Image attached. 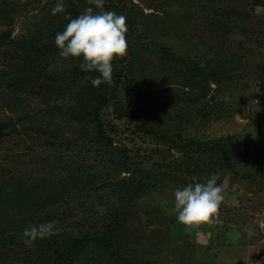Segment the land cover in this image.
Wrapping results in <instances>:
<instances>
[{
	"label": "rangeland",
	"instance_id": "374dc122",
	"mask_svg": "<svg viewBox=\"0 0 264 264\" xmlns=\"http://www.w3.org/2000/svg\"><path fill=\"white\" fill-rule=\"evenodd\" d=\"M186 1L196 7L195 10H191ZM26 2L28 3L25 4ZM31 2L33 4L30 6ZM133 2L142 5L146 13L151 12V7H155L157 12H160L159 14L168 16L173 19L172 21L178 17L182 19L183 26H180L178 30L167 31V34L158 35L155 39L152 38L154 34L144 28L143 36L147 45L151 47L150 50L153 48L158 52L165 49L175 55L184 53L188 56L187 61H196L200 67L210 59L213 48V44L210 49H208L210 44L207 45V48L204 47L203 42H209L211 35L204 30L203 21L205 22V20L203 18L210 21L219 18L220 23L225 24L228 17H231L232 22L226 23V26L217 23L219 35H223L225 38L230 34L229 39L234 43L228 52V55L232 54V59L223 63L226 70L225 76L221 78L222 81L219 85H210L209 88L201 87L205 94V100L194 102L197 89H191L183 83L184 77L193 80L194 74H188L187 69L177 62L168 61L163 64L157 54L141 52L144 54L143 56L148 55L141 59L143 66H146L145 70L148 75L159 81L165 69L169 74L163 86L173 88L169 100L176 111L168 114L166 111L164 117H162L163 113V115L160 113L155 115L156 108L151 107L143 111L140 114L141 118H150L156 121L155 131L149 135L138 132L133 125L127 124L131 130L126 129L127 125L123 121H112L113 124L115 123L114 129L118 130L114 132L109 130L106 135L113 142L111 149H125L126 152L122 151V155H118L120 158L118 157L116 160H121L120 164L126 160L125 167L128 169V173L122 174L118 179L85 186V190L82 191L85 193L78 196L79 199L72 193L63 194L59 185L51 184L62 183L59 182L61 179H58L59 176L55 174V171L57 167L61 169L68 166L70 151L65 143L73 141L75 134V127L72 125L75 120L71 122L68 116L64 117V109L53 110L54 104L68 99L67 89L59 87V81H56L57 83L51 81V85L46 89L40 87L37 81L28 82L25 85L21 80L8 82L7 86L0 84V132L4 135V138L0 140V153L5 151L8 146L7 141L14 138V134L22 132L30 139L32 146L36 148L35 152H39L37 155L41 159L36 162L38 165L33 163L35 159L32 161V156H26L28 158L24 159V148L22 144L19 146L20 158L15 162L21 168L13 169L21 174L19 175L21 185L27 189L26 185L29 184L31 189L30 192L25 190L24 194H20L17 199L15 206L19 210H16L18 214L16 211H11V224L14 223L16 227V222L20 217L23 221L30 218L29 223L35 219L33 221L35 225L46 220L55 221L61 236L68 235L75 238L100 232L106 224L95 222L97 218L91 213L99 205V201L93 202L94 196L99 195L98 199H101L105 195L104 187L115 188L129 176L135 181L137 190H139V184L148 181L153 190L143 185L146 188L143 193H139L132 206L133 221L128 226L146 225L150 220H153L156 223L150 227L155 228L156 232L154 233L168 236L167 227H170L184 234L183 238L172 237L169 242L157 239L156 236L146 247L139 244L130 246V250H136L137 257L142 258L148 248L149 255L154 253L152 261L158 259L160 264H264V172H261L264 170V103L262 101V104L260 103L258 93L263 90L260 86L263 85L264 79V0H259L258 3L254 0H149L145 2L134 0ZM7 3L8 5L4 7L5 20L9 17V22L0 26V32L9 30L12 37H24L29 35L27 29L32 28L33 24L38 21H41L42 24L47 23V21H43L45 12L42 11V8L47 3L52 4V0H7ZM244 7L248 10L247 13L250 14V17L256 20L253 23L254 29L243 30L244 28L240 27V29L233 31L231 29L228 32L226 29L233 26L234 14L241 12ZM195 13L199 16L193 19ZM133 33L136 38V40L133 38L134 43H137L142 34L138 35L137 31ZM193 63L195 64V62ZM72 64L71 58L65 60L59 55V52L49 56V59L44 61V77L52 74L57 77L69 70ZM40 74L42 75V72ZM225 78L227 81H224ZM86 84L85 80L83 83L78 82L77 90L86 89ZM163 86H161L162 89H164ZM261 98L264 101V95ZM90 106L91 104L88 102L81 103L79 107L75 106L77 108L75 117L84 122L83 125H86L87 120L85 119H89ZM131 107H137L136 102L133 101ZM258 107H261L260 111ZM44 110H50V112L45 114ZM152 115H155V118ZM106 118L113 120V117L107 116ZM11 123L17 124L13 131L8 128ZM22 125L24 128H19ZM177 133L178 136L181 134V142L177 139ZM227 135L231 136L233 142L240 144L243 149L236 157V164L228 155L222 156V158L231 166V169L234 166L240 167L236 169L238 180L241 181V175H245L246 179L243 183L246 187L240 193L235 194H229L227 189L224 190V194L228 197L224 198L219 213L214 218V223L200 225L206 231L208 228L214 227L212 234H207L200 229L196 230V226L188 228L177 221V214L174 210V192L185 186L178 187L173 177L174 175L179 177V174L183 173L186 176L184 178L186 186H188L197 182L205 183L212 174L219 176L217 158L209 157V160L203 158L207 156L205 154L208 152L216 153L217 143L213 145V142L217 141V138ZM173 140L180 143V150L175 151L173 144L170 143ZM201 142L206 145L203 146V149H198L202 147L198 145ZM208 142H210V146H208ZM53 144L56 146V150ZM57 145L59 146L57 147ZM169 146L172 148L171 155L173 156L163 164L159 151H166ZM185 155H189V158L191 155V159L187 160L186 168L193 175L184 168L173 171L183 162L186 163V160L180 159ZM61 157L64 159L61 160ZM3 158L4 155L0 154V162L3 161ZM107 160V157H104L103 162L96 164V167L94 164L96 169L92 170V174L99 173L101 166H103V170H106L107 166L111 165V163H105ZM200 161L201 164H207L211 168L202 170L201 173L197 172L195 166ZM152 163L163 166L158 170L153 169ZM166 164L168 165L166 166ZM12 165L14 164L12 163ZM196 169H201V167L196 166ZM249 171L251 175H247ZM145 173H148L150 178L143 179L142 182L139 181L137 177ZM196 173L199 174L196 175ZM117 180L120 181L116 186L108 183ZM44 183L47 184H45V190L42 189ZM237 183L239 182L231 179L227 185L237 186ZM222 186L225 188L224 185ZM56 197L58 199L53 200ZM107 205L108 203H106ZM219 225L224 226L221 229L230 233L228 235L235 238L234 241L231 242L223 234L221 239L218 238L217 231L214 230ZM168 239L170 238L168 237ZM181 243L183 246L181 252L174 253L171 249V252L169 251L168 246L172 248ZM90 248L82 251L74 264H92L93 262H89L90 259L97 260L98 264H111L106 258L100 256L97 249ZM40 249L38 243L22 250V253L19 252V247L8 249L1 264L12 262L18 264L21 257L27 258V262L33 264L35 260L38 261L43 256ZM153 249L154 251H152ZM218 252L220 253L217 255ZM182 253L185 254L184 257H182ZM132 255L134 254L130 253V256Z\"/></svg>",
	"mask_w": 264,
	"mask_h": 264
},
{
	"label": "trees",
	"instance_id": "16d2710c",
	"mask_svg": "<svg viewBox=\"0 0 264 264\" xmlns=\"http://www.w3.org/2000/svg\"><path fill=\"white\" fill-rule=\"evenodd\" d=\"M133 1L134 0H104V10L114 11L118 15L126 17V39L128 49L125 57L115 59L117 60L116 62L115 60L113 61L112 83H102L99 87H93L90 81L85 80V76L95 78L99 75V73H85L79 67L82 59L78 58H71L73 60V64L65 73H62L57 77L55 74L44 77V61L49 59V56L56 55L59 52V49L55 45V37L57 33L64 30L68 23L65 16L70 15L72 18H76L79 14L84 12L87 7H93L94 11L97 10L94 5H89L87 0H62L65 12L58 13L56 15H52L51 9L55 6L57 0H52V4H45L42 8V11L45 12L43 21H47V23L42 24L41 21H38L33 24L34 32L32 33L33 27L27 29L29 34L27 36L12 37L11 31L9 30L0 32V84L7 86L8 82L12 83L15 80H21V82L25 85L28 82L37 81L40 87L46 89V87L51 85V81H53V83H57L56 81H59V87H65V89H67L66 95H68V99H66V101L59 100L60 102H57L56 105L54 104L53 110L58 111L64 109V117L68 116L71 122L75 120L72 124L75 127V134L73 135V141L65 143L66 146L69 147L70 151L68 166L61 169L57 167V170L55 171V174L59 176L58 179H61L59 182L62 183L58 184L55 182L51 184L59 185L63 194L72 193L78 199V196L85 193L82 192L85 190V186L105 182L111 179H118L122 176V174L128 173V169L125 167L127 164H125L126 160H124L121 164V160H116L119 157L118 155H122V151L126 152L125 149H111L113 142H111L109 137L106 135L109 130L112 132L118 130L114 129L115 123L113 124V122H116V120L123 121L126 125H133L138 132L149 135L155 131L154 125L156 124V121H153L154 119L151 120L150 118H141L140 114L143 111L151 107L153 109L156 108L157 112L155 115H158L159 113L160 115L164 114L162 117L166 115V111L167 114L176 111V108L173 107V104H171V101L169 100V96L172 94L173 88H166L163 86L164 81L169 74H167L165 69L164 74L159 78V81L148 75V72L145 70L146 66L144 67L141 61L143 57H147L148 55L143 56L144 54L142 53L157 54L163 64L168 63V61L177 62L187 69L188 74H194L193 80H189L185 77L184 79L182 78L184 80V84L188 85L191 89H197L198 92L196 91V100L193 99L194 102H199L198 100H205V94L201 87L205 86L209 88L210 85L220 84L222 81L221 78H223L226 73L223 63H226V61L230 58L232 59V54L228 55V52L231 50L234 43L233 40L229 39L231 36L230 34V36L227 35L223 38V35L221 36L217 32V28H219L217 23L221 24L219 18L211 21L203 18L205 20V22L203 21L205 27L204 30L206 33L209 32L211 35L209 42H203L204 47L207 48V45L210 44V46H208V49H210L213 44V48L211 49L210 59L206 60L202 67L198 66L196 61H187L188 56L182 52L180 55L177 53V55H175L165 49L158 52L153 48L150 50L151 47L147 45L143 36L145 34L144 28L146 30L149 29L150 33L154 34V37L152 38L155 39L158 35L167 34V31L178 30L180 26H183L181 22L182 19L178 17L175 21H172L173 19L168 16L159 14L160 12H157L155 7H151V5H149V7H151V12L146 13L145 9L142 8V5L134 3ZM145 1L149 0H141V2ZM254 1H257V3L259 2V0ZM27 3L28 2L25 4ZM186 3L191 10H195L194 8L196 7H193L187 1ZM32 4L33 3L31 2L30 6ZM7 5V0H0L1 27L9 22V17L5 20L6 12L4 7ZM153 11H156L157 13ZM247 12L248 10L244 7L241 12L234 14L235 17H233V26L231 28H227L226 30L230 32L231 29L233 31L234 29H240V27L244 28L243 30L254 29L253 23H255L256 20L251 18L250 14ZM196 16L199 15L195 13L193 19H195ZM11 19H13L12 16ZM230 19L231 17H228L226 23L232 22ZM226 23L221 25L226 26ZM134 31H137L138 35L142 34L137 43H134L133 40V38H135V33H133ZM156 31L160 32V34H157ZM215 41L216 43H214ZM193 62H195V64ZM40 72H42V75ZM33 76L34 78H32ZM84 80L87 82L86 89L77 90L79 88L77 83H83ZM224 81H227L226 78ZM262 84L263 85L260 87H262L263 90L258 92L261 104L262 102L264 103L261 98V96L264 95V79ZM161 86H163L165 90L162 89ZM135 90L136 92H134ZM133 101L136 102L137 107H131ZM84 102L91 104L89 119H85L87 120L86 125H83L84 122L75 117V110H77L76 107H79L81 103ZM258 109L260 111L261 107H258ZM43 112L48 114L50 110H44ZM155 115H152V117L155 118ZM107 116L111 118L113 117V120H107ZM16 125V123H11L8 128L11 129L10 131H13ZM128 125L125 126V128L131 130V127ZM40 127L42 126L40 125ZM19 128L23 129L24 126L22 125ZM178 133L176 134L177 136ZM18 134L19 132L14 134V138L7 141V148L5 151L0 153L4 155V158L2 159L3 161L0 162V264L4 261V254L8 252V249L11 250V248L19 247V252L22 253V250L28 248V246L23 243L22 233L25 228L35 225L33 224L35 219L29 223L28 220H30V218L23 221V219H21L22 217H20V219L16 222V227L14 226V223L11 224V211L15 212L16 210H19L16 209L15 206L17 199L20 197V194H24L25 190L30 192L31 189L29 184L26 185L28 186L27 189H25V186L21 185V181H19V175L21 174L15 172L13 169L16 168L19 170L21 168L18 167L17 162H15V160L20 158V154L18 153L19 146L22 144L24 148L23 155L25 156L22 155L24 159L28 158L26 156H32L31 160L34 161L35 159L33 163L41 160L37 155L39 152H35L36 148L32 146L30 139L22 132L19 136H17ZM116 135H119V133H116ZM3 138L4 135L0 132V140ZM177 139L181 142V134L177 137ZM173 141L170 143L173 144L175 151L180 150V143L176 140L174 142ZM209 143L210 142H208V144ZM216 143L217 152H208L205 154L207 156L203 159H208L209 157H212V159L217 158V170L219 171V179L217 183L224 185L225 188L223 187V189H227L229 194L240 193L246 187L244 185L246 176L241 175V181L238 180L239 178L236 169L240 167L234 166V168L231 169V166L224 161L222 156H230L232 161L234 160L236 164V157L241 152L243 147L240 144H237V142H233V138L228 135L217 138V141H214L213 145ZM198 145L202 146L198 149H203V146L206 144L201 142ZM58 146L59 145H57V147ZM208 146H210V144ZM171 151L172 148L170 146L166 151H159L162 158L161 162L163 164L166 163L171 156H173L171 155ZM71 152H73V154H71ZM104 157H107L108 159L105 163H111V165H108L106 170H103V166H101L99 173L93 175L92 170L96 169V164L103 162L102 159ZM62 159H64V157H61V160ZM180 159L183 161L186 160V163L183 162L182 165L175 167L173 171L178 168H184L188 171V173H190L189 169L186 168V165L188 164L187 160L191 159V155L190 158L189 155H185ZM12 163L14 165H12ZM35 165H38V163ZM167 165L168 164H166V166ZM161 166L163 165H154L152 163L153 169L158 170ZM196 166H200L201 169H196ZM196 166L195 170L199 173H201L202 170L205 171L208 168H211L208 167L207 164H201V161L198 162ZM245 170L247 169L245 168ZM261 172H264V170ZM199 173H196V175ZM253 174L256 175V173ZM191 175H193V173ZM247 175H251L250 171ZM185 177L186 176L182 173L181 175L179 174V177L174 175L173 180L175 179L178 187L183 185L186 187ZM137 178L142 182L143 179L145 180L150 178V176L148 173H145ZM231 179H235L239 182L237 183L238 185H227V182ZM45 184L46 183L42 186L43 190L46 188ZM143 185H146L148 189L153 190L149 181L143 182L141 185L139 184V190H137L135 187V181L129 178V176L127 179L120 182L115 188L111 186L104 187L103 190L105 195L101 199H98V197L100 198L99 195L94 196L93 201H99L98 206L105 209L104 213L101 214L98 211V208L93 209L91 212L92 215L97 218L95 222L106 224L104 229L100 232H95L92 235H83L79 238L68 235L61 236V234H59L46 237L44 239H38L34 242V244H39L43 258L41 257L38 261L35 260L33 264H74L79 254L90 247L97 249L100 256L106 258L111 264H160L158 259L152 261L154 253L152 252V254L149 255L148 248L146 249V252H144L143 257L139 258V256L137 257L136 255V250H130V246L139 244L146 247V245L149 244L156 236L157 239L169 242L172 237L183 238L184 234L183 232L179 230L175 231L170 227H167L168 236L166 234L163 235L162 233H154L156 232L155 228L150 227L156 223L155 221L153 222V220H150V222L146 225L133 227L128 226L133 221L131 215L132 206L135 204L139 193H143L146 188ZM227 197L228 195L224 194V198ZM55 199L57 200L58 197L53 200ZM106 203H108L107 206ZM16 213L18 214L17 211ZM20 214H22L21 211ZM46 222L49 221L46 220L43 223ZM41 223L42 222H39L37 225ZM213 223L214 220L211 224ZM200 225L196 226V230L200 229L204 233L212 234L214 227H210L206 231ZM221 228H224V226L221 227V225H219L215 227L214 230L217 231L218 238L221 239L223 234L227 236L231 242L234 241L235 238L229 237L230 233H227V231L224 232ZM168 237L170 239H168ZM168 248L170 252L172 250L174 253H179L182 251L183 246L181 243L172 248L168 246ZM152 251H154V249ZM130 253H133L134 255L130 256ZM219 253L220 252H218L217 255ZM184 256L185 254L182 253V257ZM89 262L98 264L97 260L94 259H90ZM22 263L30 264L27 262V258L21 257L18 264ZM10 264L15 263L12 262Z\"/></svg>",
	"mask_w": 264,
	"mask_h": 264
},
{
	"label": "clouds",
	"instance_id": "9594fccd",
	"mask_svg": "<svg viewBox=\"0 0 264 264\" xmlns=\"http://www.w3.org/2000/svg\"><path fill=\"white\" fill-rule=\"evenodd\" d=\"M87 3L97 10L87 7L76 18L66 15L68 23L56 34L55 45L63 59H82L79 67L85 73H99L95 78L85 76L93 87H99L102 83H112L113 61L127 55V23L125 16L104 10V0H87ZM64 12L62 0H57L52 15ZM218 179V175L212 174L205 183L189 184L174 192V210L180 224L191 228L213 222L224 201V189L217 183ZM98 211L103 214L105 209L98 206ZM59 233L55 221L33 225L24 229L23 243L31 247L38 239Z\"/></svg>",
	"mask_w": 264,
	"mask_h": 264
},
{
	"label": "water",
	"instance_id": "95a60500",
	"mask_svg": "<svg viewBox=\"0 0 264 264\" xmlns=\"http://www.w3.org/2000/svg\"><path fill=\"white\" fill-rule=\"evenodd\" d=\"M120 180H117L115 182H108L109 184L113 185V186H116L118 183H119Z\"/></svg>",
	"mask_w": 264,
	"mask_h": 264
}]
</instances>
